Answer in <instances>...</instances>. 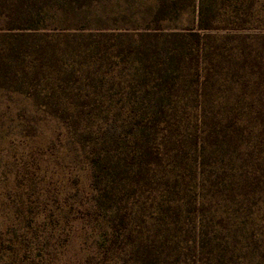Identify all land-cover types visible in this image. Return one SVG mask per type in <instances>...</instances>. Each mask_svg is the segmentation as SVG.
I'll list each match as a JSON object with an SVG mask.
<instances>
[{"label":"trees","instance_id":"1","mask_svg":"<svg viewBox=\"0 0 264 264\" xmlns=\"http://www.w3.org/2000/svg\"><path fill=\"white\" fill-rule=\"evenodd\" d=\"M102 1L0 0V90L88 168L104 236L82 264H264V0L72 24Z\"/></svg>","mask_w":264,"mask_h":264},{"label":"rangeland","instance_id":"2","mask_svg":"<svg viewBox=\"0 0 264 264\" xmlns=\"http://www.w3.org/2000/svg\"><path fill=\"white\" fill-rule=\"evenodd\" d=\"M150 4L105 0L72 24L95 30L143 28ZM60 127L39 118L19 95L0 90V264H82L104 236L89 215L86 163L73 140L58 134Z\"/></svg>","mask_w":264,"mask_h":264}]
</instances>
